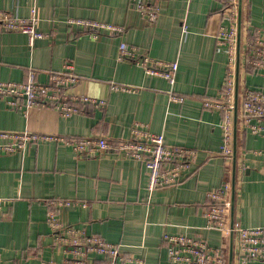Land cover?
Segmentation results:
<instances>
[{"label":"crops","instance_id":"1","mask_svg":"<svg viewBox=\"0 0 264 264\" xmlns=\"http://www.w3.org/2000/svg\"><path fill=\"white\" fill-rule=\"evenodd\" d=\"M160 6L158 18L150 21L131 0H0L1 9L19 17H29L35 8L37 27L46 34L32 45L26 33L0 26V79L25 80L34 69L45 83L71 60L78 80L59 96L105 100L100 107L76 103L79 111L69 115L56 108L58 94L23 109L0 100V130L111 140L163 133L169 145L196 149L179 183L152 191L145 163L124 154L80 156L56 140L0 150V264H74L77 250L57 238L58 226L68 225L75 233L83 230L118 244L136 264H197L170 258L165 236L178 234L224 246L229 257L230 238L225 242L204 214L209 190L220 186L227 172L232 184L233 157L220 149L221 114L203 104L220 97L227 77L229 53L217 37L225 22L224 2L161 0ZM71 18L110 22L124 30L94 39L82 26L69 23ZM256 37L264 39V0H243L240 91L247 86L264 90V72L251 71L246 61L248 44ZM122 42L135 47L134 57H120ZM143 56L178 61L173 89L184 101H172L169 80L136 62ZM7 141L0 137V144ZM236 147L234 222L264 226V133L238 124ZM58 199L85 205L48 203ZM81 252L90 262L102 260ZM237 254L234 235L233 264H242Z\"/></svg>","mask_w":264,"mask_h":264},{"label":"built area","instance_id":"2","mask_svg":"<svg viewBox=\"0 0 264 264\" xmlns=\"http://www.w3.org/2000/svg\"><path fill=\"white\" fill-rule=\"evenodd\" d=\"M161 0H131L137 10L148 20L154 21L161 12ZM224 2V19L217 33L218 42L225 44L229 53L228 72L225 84L219 98L205 99L203 104L221 114L220 126L222 129L221 151L230 159L233 153L234 140V101H235V64L238 35L239 0H222ZM36 9H32L29 17H19L9 10L0 8V26L7 30H17L28 35L30 44L33 45L37 38L46 34L37 27ZM69 23L82 26L94 39L99 38L106 31L121 32L124 27L118 24L91 20L85 18H71ZM187 26H184L186 30ZM121 58L134 57L135 47L122 42L119 46ZM246 61L254 71L264 72V39L256 37L248 44ZM146 72L166 77L172 84L170 99L182 102L184 96L176 94L173 89L175 83L178 61H166L162 59L143 56L136 58ZM75 66L71 60L63 63L61 70L53 72L48 82L37 80V71L29 70L25 80L0 79V100L7 106L16 108H29L36 105L37 100L46 97L55 98L56 108L64 115L78 112L76 103H90L96 107L105 104V100L82 96H67L60 91L73 85L78 80ZM123 89L130 86L123 85ZM238 124L242 128L255 134L264 133V90L256 87H245L239 92L238 100ZM0 137L6 138V143L0 144V150L14 152L24 149L32 141L56 140L70 144L80 156H92L99 153L111 152L124 154L128 157L140 160L149 169L148 189L150 191L179 183L196 156V149L184 146L169 145L165 141L163 133H146L144 138L131 137L126 139L111 140L106 136H84L67 139L65 136L52 134H39L29 131L0 130ZM231 177L229 172L222 184L212 188L208 192L209 204L204 214L208 225L218 228L223 232L224 241L230 237L231 227L229 220L231 202ZM56 205H85L75 199H58L48 202ZM49 217L53 213L49 211ZM72 225L62 226L57 231L58 241L62 244L74 246L78 252V259L74 264H136V260L126 257L120 252L119 245L110 242L97 234H87L83 230L74 232ZM234 235L238 248V259L242 264L250 261H264V226L245 227L234 222ZM169 243V254L173 261L189 262L197 264H228V252L226 247H213L202 239L178 234L166 235ZM84 252H93L102 256V260L90 262ZM142 263L141 260H139Z\"/></svg>","mask_w":264,"mask_h":264},{"label":"water","instance_id":"3","mask_svg":"<svg viewBox=\"0 0 264 264\" xmlns=\"http://www.w3.org/2000/svg\"><path fill=\"white\" fill-rule=\"evenodd\" d=\"M242 5L243 0H239V12H238V35H237V49H236V64H235V101H234V146L232 153V190H231V202H230V250L228 262L233 264L234 259V205H235V185H236V159H237V147L236 138L238 130V100L240 92V63H241V38H242Z\"/></svg>","mask_w":264,"mask_h":264},{"label":"trees","instance_id":"4","mask_svg":"<svg viewBox=\"0 0 264 264\" xmlns=\"http://www.w3.org/2000/svg\"><path fill=\"white\" fill-rule=\"evenodd\" d=\"M251 71H254L252 68H250ZM257 88V87H256Z\"/></svg>","mask_w":264,"mask_h":264}]
</instances>
